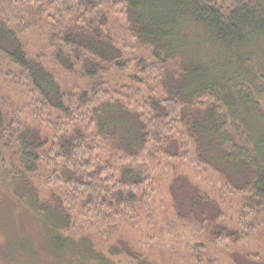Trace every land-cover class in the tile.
<instances>
[{"label": "trees", "instance_id": "obj_1", "mask_svg": "<svg viewBox=\"0 0 264 264\" xmlns=\"http://www.w3.org/2000/svg\"><path fill=\"white\" fill-rule=\"evenodd\" d=\"M21 1L16 0L25 4L29 18L22 23L47 27L53 60L69 72L80 69L90 88L64 90L45 66L44 55H30L17 30L0 17V54L18 71L3 76L36 96L33 124L17 114L11 117L22 168L11 183L17 187L26 182L27 188L19 192L43 230L36 241L30 236L8 237L3 251L8 264L39 260L35 245L49 248L55 264H114L95 250L90 236L68 232L83 221L91 228L100 223L113 226L115 220L138 222L141 213L149 211L156 181L132 163L114 162L104 142L115 146L112 154L133 157L148 150L152 159L192 156L216 168L228 187L245 197L240 209L244 232L223 227L216 237L242 241L259 233L260 217L264 223V65L257 64L255 51L258 38L264 37V0ZM114 10L138 44L151 51L152 61L136 58V66L164 92L157 97L159 91L152 89L143 106L133 88H122L124 96L110 93L103 83L110 69L123 74L134 62L108 28ZM194 31L216 50L236 53L235 62L242 67L235 77L229 67L219 74L211 72L188 51ZM130 79L134 83L136 76ZM44 124L52 135L44 131ZM4 126L0 106L1 140ZM39 166L50 172L45 176L52 187L48 200L39 197L31 182ZM189 182L198 196L195 201L218 206ZM221 213L212 218L203 214L201 222L211 224ZM176 214L185 218L180 208ZM123 254L148 263L121 237L111 255ZM254 262L264 264L260 259Z\"/></svg>", "mask_w": 264, "mask_h": 264}, {"label": "rangeland", "instance_id": "obj_2", "mask_svg": "<svg viewBox=\"0 0 264 264\" xmlns=\"http://www.w3.org/2000/svg\"><path fill=\"white\" fill-rule=\"evenodd\" d=\"M21 2L0 0V17L17 30L26 44L28 53L32 56L44 55L45 66L54 74L64 90L89 89V83L83 79L80 69L69 72L53 60V48L47 27H44L42 23L31 22L33 24L28 23V25L22 23L29 18L28 13L25 12V4ZM110 17L108 28L125 49L126 56L131 60L134 59V62L131 69L123 74L114 68L110 69L103 83L110 93L121 92V89L126 86L133 88L134 94L140 97L139 105L143 106L152 95V89L159 91L156 94L157 97L164 94L162 87L160 88L149 75L141 73V69L136 66V58L151 62V51L142 47L135 37L133 38L118 10L112 11ZM35 22H38V19ZM199 33L201 32L194 31L190 36L188 51L194 57H200V63H204L211 72L217 74L221 73L225 67H229L230 73L233 74L240 70L242 66L235 62L237 58L235 59L234 51L223 53L216 50L214 45L204 42ZM255 52L257 64L263 67V36L258 38ZM9 71L18 72L0 54V74H2L0 75V106L5 115L4 139H0V264H8L3 254L8 237L16 240L30 236L36 241L43 232L42 224L19 192L20 189L27 188L26 182L19 183L17 187H13L11 183L12 177L22 170L17 136L10 126L11 117L17 114L22 121L33 124L35 116L32 103L36 96L33 98L26 88L3 76ZM132 75L136 76L134 83L130 79ZM121 93L125 96V93ZM134 94L129 93L130 97L128 95L127 97L132 99ZM132 105L135 106L136 103ZM194 115L199 118V113ZM43 129L52 135L48 124H44ZM103 146L114 162L120 165L132 163L133 166L154 178L155 194L149 203V211L142 212L138 222L115 220L113 226L117 225L116 229H112L113 226L109 224L100 223L101 221L95 222L100 224L91 228L86 221H83L79 228L73 227L68 235L79 233L80 236H85L81 234L90 236L95 250L107 255L114 264H140L125 254L112 257L113 246L121 237L130 243L134 252L148 261L143 264H256L254 260L264 261V223L261 217L258 229L260 231L254 237L242 241L228 238L220 240L216 237L218 230L220 231L223 227L244 232L241 226L240 209L245 202V197L231 190L222 173L216 168L197 162L192 156L178 160L155 157L152 159L151 151L147 150L130 157L123 156L118 151L110 153L115 147L112 143L104 142ZM49 173L46 167L39 166V173L31 176L32 185L38 190L39 197L43 200H48L52 192V187L45 178ZM189 181L218 206L204 201H195L198 196ZM194 203L195 206H193ZM178 207L185 218L177 217ZM217 211H222L218 220L211 224L201 222L203 214L212 218ZM191 212L194 213L193 218L188 217ZM198 246H202L205 249L204 252L197 253L195 248ZM34 251L39 255V260H27L26 264H55L49 248L35 245Z\"/></svg>", "mask_w": 264, "mask_h": 264}]
</instances>
